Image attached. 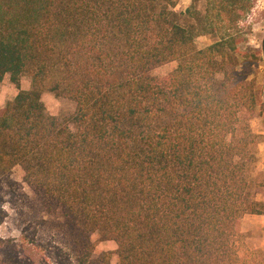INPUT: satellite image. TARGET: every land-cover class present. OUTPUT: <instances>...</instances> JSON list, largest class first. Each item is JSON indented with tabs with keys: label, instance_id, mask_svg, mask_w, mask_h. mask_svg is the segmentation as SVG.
Returning <instances> with one entry per match:
<instances>
[{
	"label": "trees",
	"instance_id": "obj_1",
	"mask_svg": "<svg viewBox=\"0 0 264 264\" xmlns=\"http://www.w3.org/2000/svg\"><path fill=\"white\" fill-rule=\"evenodd\" d=\"M190 1L186 27L174 0H0V82L17 89L0 111V232H19L0 234V264H110L92 233L117 264H264L239 232L264 215L259 57L238 50L254 1ZM46 90L72 114H48Z\"/></svg>",
	"mask_w": 264,
	"mask_h": 264
},
{
	"label": "rangeland",
	"instance_id": "obj_2",
	"mask_svg": "<svg viewBox=\"0 0 264 264\" xmlns=\"http://www.w3.org/2000/svg\"><path fill=\"white\" fill-rule=\"evenodd\" d=\"M254 7L247 19L239 25L240 33L244 34L245 42L238 46L239 52L248 54L255 53L259 57V62L252 67L249 78H255L256 89L260 93V101L264 102V0H253ZM175 5L172 8L173 12L179 15V23L183 26H190L193 21L187 17L186 11L190 7V0H174ZM203 3L200 1L197 4L199 12H203ZM214 41L210 35L196 36L194 42L198 49H204ZM176 64L174 62L167 63L152 70L151 74L161 78L169 74ZM20 89H30V78L23 76L20 81ZM17 94V89L10 83L9 77L5 76L0 82V111L4 108L7 102L11 101ZM48 114L65 118L74 111V103L68 99L55 97L47 90L41 95ZM260 112V113H259ZM252 132L259 136L257 145V163L253 177L255 184L262 183L263 187L257 195L258 201L264 202V107L263 110L258 108L254 118L249 122ZM11 178L21 184L22 191L25 195L31 197L32 192L29 186L23 183V172L19 167H15L11 171ZM239 232L244 235L245 250L258 258L264 259V215H246L239 223ZM2 237L19 238V232L16 228L7 224L4 225L0 232ZM90 240L94 246V254L110 253V264H117V257L114 254L116 246L111 241H104L98 233H92Z\"/></svg>",
	"mask_w": 264,
	"mask_h": 264
},
{
	"label": "crops",
	"instance_id": "obj_3",
	"mask_svg": "<svg viewBox=\"0 0 264 264\" xmlns=\"http://www.w3.org/2000/svg\"><path fill=\"white\" fill-rule=\"evenodd\" d=\"M250 216H253V215H250ZM242 220V219H241Z\"/></svg>",
	"mask_w": 264,
	"mask_h": 264
}]
</instances>
